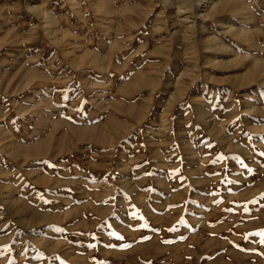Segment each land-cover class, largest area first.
Segmentation results:
<instances>
[{"label":"rangeland","instance_id":"obj_1","mask_svg":"<svg viewBox=\"0 0 264 264\" xmlns=\"http://www.w3.org/2000/svg\"><path fill=\"white\" fill-rule=\"evenodd\" d=\"M0 264H264V0H0Z\"/></svg>","mask_w":264,"mask_h":264},{"label":"bare ground","instance_id":"obj_2","mask_svg":"<svg viewBox=\"0 0 264 264\" xmlns=\"http://www.w3.org/2000/svg\"><path fill=\"white\" fill-rule=\"evenodd\" d=\"M14 15V14H13ZM10 29V28H9ZM7 32V31H6ZM17 32V31H16ZM9 38V37H8ZM15 38V37H14ZM12 38V39H14ZM17 38V37H16ZM11 40V39H10ZM9 40V41H10ZM8 41V42H9ZM14 41H17V39H15ZM21 41V40H20ZM13 43V42H12ZM11 43V44H12ZM7 44V43H6ZM14 44V43H13ZM12 50V49H11ZM22 52V51H21ZM13 59L7 63L6 61V66L5 68L8 70V73L6 74V79H7V85H8V90L10 91H16V89L20 86V78L21 76H19L20 78L18 79L17 77V71H16V68H17V64H18V55H14L12 57ZM22 79V78H21Z\"/></svg>","mask_w":264,"mask_h":264}]
</instances>
